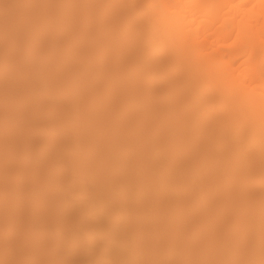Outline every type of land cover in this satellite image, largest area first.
<instances>
[{
  "label": "bare ground",
  "instance_id": "bare-ground-1",
  "mask_svg": "<svg viewBox=\"0 0 264 264\" xmlns=\"http://www.w3.org/2000/svg\"><path fill=\"white\" fill-rule=\"evenodd\" d=\"M17 1L0 264H264V0Z\"/></svg>",
  "mask_w": 264,
  "mask_h": 264
},
{
  "label": "rangeland",
  "instance_id": "rangeland-1",
  "mask_svg": "<svg viewBox=\"0 0 264 264\" xmlns=\"http://www.w3.org/2000/svg\"><path fill=\"white\" fill-rule=\"evenodd\" d=\"M6 1H7V0H3V1L1 0L2 6H3V3L6 2ZM14 1H15V4H14L15 6L18 5V4L20 5V6L18 5L19 7L16 6V9H17V7H18L17 10H15L14 6L11 4L12 2L14 3ZM14 1L11 0L10 3H8L9 0L7 1V3L10 4V6H12V8H13V9H12V10H13V14L11 13V11H12L11 9L8 10L9 8H7L8 12L5 10V9H6V4H7V3L4 4V6H5L4 8H5V9L3 8V10H2V7H0V9H1L0 13H1V12H3V13L5 12L4 15H6V13L8 14L9 11H10V14H9V15H14V14H15V16H19V15L17 14V11H20V10L22 11V9H24V8H21V7H23V5L21 6L22 3H21V4L18 3V2H20V1L22 2V0L17 1L18 4H16V0H14ZM26 1H27V0H26ZM26 1L23 0V3H25ZM35 1H36V0H34L33 3H34ZM62 1H63V0H61L60 2H62ZM88 1H89V0H72L71 2H74L75 7H77V5L79 6V4H80V6L78 7V8H81V11H80V12H85V11H87V10L89 9V7H91V5H92V4H88V3H89ZM90 1H91V0H90ZM37 2H38V0H37ZM39 2H40V3H38V4H39V6H40V5H41V2H43V0H42V1L39 0ZM66 2H68V1L66 0ZM69 2H70V1H69ZM69 2H68V5L70 4ZM78 2H79V3H78ZM27 3H28V5H26V6H31V4H32V0H31V2H29V0H28ZM64 3H65V2L63 1L62 4H61V3H60V4L64 6V5H65ZM38 4L36 5V3H35V4H32V5H35L36 8H37V7H38ZM46 4H47V3L44 1L43 4H42L40 7L43 6L42 9H44V7H46V10H47V5H46ZM71 4H73V3H71ZM76 4H77V5H76ZM0 5H1V4H0ZM68 5H67V6H68ZM86 5H87V6H86ZM7 6L10 7L9 5H7ZM24 6H25V5H24ZM40 7H38V8H40ZM65 7H66V5H65ZM70 7L72 8L73 5L70 6ZM70 7H68V8H70ZM19 8H21V9L19 10ZM26 8H27V7H26ZM26 8H25V9H26ZM29 8H30V7H28L27 9H29ZM36 8H35V9H36ZM42 9H41V10H42ZM14 10H15V12H14ZM41 10L38 9V11H40V12H41ZM79 10H80V9H79ZM21 11H20L19 14H21ZM38 11L36 10V12H38ZM24 12H27V11H24ZM42 12H43V10H42ZM3 13H2V14H3ZM22 13H23V11H22ZM44 13H45V12H44ZM44 13H42V15H43ZM2 14H0V15H2ZM26 14H27V13H26ZM45 16H46V13H45ZM0 43H1V41H0ZM51 56H52V55H51ZM174 66H175V68L180 69L181 66H182V62H181L180 60H178V59L175 60V64H174ZM4 69H5L4 66H0V72H1L2 70H4ZM180 70H181V69H180ZM190 76H191V75H190ZM155 80H156V79H155ZM189 85H190V83H189V84L187 83V84H184L183 87H186V86H189ZM51 146H52V145H51ZM51 146L49 145V146H45V147H50V148H51ZM50 148H49V149H50ZM44 149H45V148H44V145L42 144V145L37 149V152H39V154H40ZM52 151H53V149H52V150H49V153L52 152ZM68 183L71 184V182H68ZM77 192H78V191H77ZM78 193H79V192H78ZM75 197L78 198V199H81V198H82V197L80 196V194H77ZM4 233H5V232H4ZM114 241H115V243H116V242H119V239H115ZM73 246H74V244H73ZM78 247H79L78 244H76L73 248H74V249H77Z\"/></svg>",
  "mask_w": 264,
  "mask_h": 264
}]
</instances>
